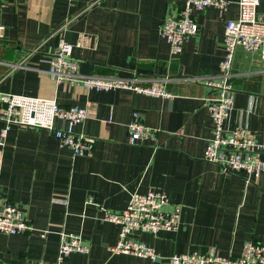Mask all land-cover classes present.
Masks as SVG:
<instances>
[{"label": "crops", "instance_id": "crops-1", "mask_svg": "<svg viewBox=\"0 0 264 264\" xmlns=\"http://www.w3.org/2000/svg\"><path fill=\"white\" fill-rule=\"evenodd\" d=\"M185 1L3 0L0 94L85 108L88 117L75 133L95 143L90 157H74L44 130L11 126L0 138V201L15 205L31 227L20 235L0 234L1 264H54L62 233L78 236L90 249L64 264H169L173 255L210 249L235 258L244 243L264 240V173L246 182L203 161L212 126L207 100L214 93L183 80L219 74L225 24L237 18L239 0L193 14L197 33L176 57L159 28L177 17ZM257 14H264V0ZM60 28L74 46L73 59L91 63L90 75L138 78L145 85L166 78L171 97L56 84L47 70L57 41L50 36ZM232 71L234 106L226 128H245L264 145V60L238 49ZM134 112L142 114L155 141L127 143ZM4 127L0 121V134ZM149 191L181 206L178 230L139 236L157 261L111 254L119 226L102 221L103 213H120L132 193Z\"/></svg>", "mask_w": 264, "mask_h": 264}, {"label": "built area", "instance_id": "built-area-1", "mask_svg": "<svg viewBox=\"0 0 264 264\" xmlns=\"http://www.w3.org/2000/svg\"><path fill=\"white\" fill-rule=\"evenodd\" d=\"M3 0H0V8ZM260 0H239L238 15L228 21L224 28V55L219 64V74L209 77L184 78V81L199 84L214 93L207 100V110L212 123L211 137L203 152V161L219 167L227 175H243L246 182L257 180L264 173V145L245 128L229 130L226 122L234 106V77L232 66L235 52L242 49L256 53L264 60V14H257ZM226 0H186L177 17L166 18L159 33L169 45L172 56H180L184 42L196 35L197 24L193 14L208 7L224 10ZM66 24L62 27L65 28ZM4 27L0 25V40ZM62 29L50 36L56 39V46L48 60L47 73L56 84L67 83L81 87L85 91L107 92L128 90L144 96L170 98L164 84L167 79H154L150 85L138 78H117L84 75L79 63L73 59V45L64 41ZM79 47V44H77ZM0 121L4 129L3 139L11 126L39 129L49 132L61 147L69 150L74 157H90L93 154L94 139L78 135L75 127L88 117L85 108L72 106L64 108L55 100L31 98L8 93L0 94ZM142 114L134 112L127 125V143L139 145L152 142L156 134L142 123ZM59 123L56 127L55 123ZM1 143V142H0ZM181 206L173 205L162 192L149 191L146 194L134 192L130 195L126 208L117 214L104 212L102 221L119 226L118 240L109 248L111 254L131 255L137 258L157 261L155 250L144 243L142 234L156 235L159 232H175L180 226ZM31 230L24 214L13 204L0 201V234L15 236ZM89 247L78 236L62 233L57 250L56 262L64 264L73 255H88ZM169 264H264V240L258 243L246 242L238 257L219 256L214 249L191 251L173 255ZM1 264V263H0Z\"/></svg>", "mask_w": 264, "mask_h": 264}, {"label": "water", "instance_id": "water-1", "mask_svg": "<svg viewBox=\"0 0 264 264\" xmlns=\"http://www.w3.org/2000/svg\"><path fill=\"white\" fill-rule=\"evenodd\" d=\"M91 63H84L80 64L79 70L84 75H90L92 74V67Z\"/></svg>", "mask_w": 264, "mask_h": 264}]
</instances>
